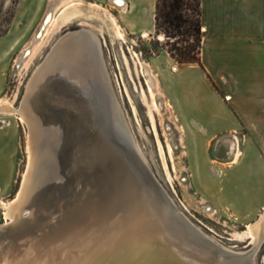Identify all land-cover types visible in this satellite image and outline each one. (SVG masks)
<instances>
[{
	"label": "bare ground",
	"instance_id": "6f19581e",
	"mask_svg": "<svg viewBox=\"0 0 264 264\" xmlns=\"http://www.w3.org/2000/svg\"><path fill=\"white\" fill-rule=\"evenodd\" d=\"M91 15L111 39L126 43L111 12L83 0H60L40 38ZM59 38L18 110L28 161L16 198L0 202L7 219L0 224V264H248L264 240V209L235 237L247 239L252 255L212 246L177 215L130 141L97 34L81 28ZM130 54L144 76L138 55ZM145 82L140 98L155 128L156 94Z\"/></svg>",
	"mask_w": 264,
	"mask_h": 264
},
{
	"label": "rangeland",
	"instance_id": "374dc122",
	"mask_svg": "<svg viewBox=\"0 0 264 264\" xmlns=\"http://www.w3.org/2000/svg\"><path fill=\"white\" fill-rule=\"evenodd\" d=\"M34 1L23 0V6L17 8L19 0H0V202L8 204L16 198L27 166V131L18 119L27 85L59 36L85 28L94 31L100 40L108 86L130 141L177 215L216 245L212 246L252 255L253 247L247 239L238 242L235 237L246 230V225L260 218L264 209V179L256 174L255 168L249 169L246 177L233 176L226 169L233 161L229 150L233 158L239 152L237 139H188V131L182 138L184 131L166 100L165 72L157 68L164 60L152 62L166 43L163 36L153 34L142 38L125 34L126 43L122 44L111 39L107 27L91 15L84 22L78 20L63 27L52 34L49 41L42 40L40 34L46 26L47 15L28 13ZM99 6L108 9L116 18L115 9L107 3ZM130 52L138 55L144 66V76L136 74ZM122 53L129 62L128 67ZM146 79L156 94L159 108L154 112L155 128L147 115V105L140 98L141 89L147 92ZM1 102L8 105L1 106ZM237 179L240 183L250 181L251 184L234 189L230 181ZM6 221L0 208V224ZM248 264H264V240Z\"/></svg>",
	"mask_w": 264,
	"mask_h": 264
},
{
	"label": "crops",
	"instance_id": "0c3cea01",
	"mask_svg": "<svg viewBox=\"0 0 264 264\" xmlns=\"http://www.w3.org/2000/svg\"><path fill=\"white\" fill-rule=\"evenodd\" d=\"M88 1L114 8L127 35L155 34V0ZM48 2L35 0L28 13H53L60 0ZM200 22V65L178 64L163 50L152 58L164 60L156 67L165 72L167 103L182 138L188 131V139H237L239 156L226 169L246 177L255 168L264 179V0H200ZM230 182L234 189L251 184Z\"/></svg>",
	"mask_w": 264,
	"mask_h": 264
},
{
	"label": "trees",
	"instance_id": "16d2710c",
	"mask_svg": "<svg viewBox=\"0 0 264 264\" xmlns=\"http://www.w3.org/2000/svg\"><path fill=\"white\" fill-rule=\"evenodd\" d=\"M154 22L163 51L178 64L200 65V0H155Z\"/></svg>",
	"mask_w": 264,
	"mask_h": 264
},
{
	"label": "water",
	"instance_id": "95a60500",
	"mask_svg": "<svg viewBox=\"0 0 264 264\" xmlns=\"http://www.w3.org/2000/svg\"><path fill=\"white\" fill-rule=\"evenodd\" d=\"M160 38H161V37H160ZM185 262L190 263V264H194V263H192V262H190V261H185Z\"/></svg>",
	"mask_w": 264,
	"mask_h": 264
}]
</instances>
